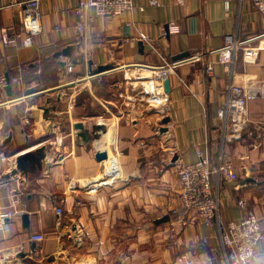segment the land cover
Returning <instances> with one entry per match:
<instances>
[{
  "label": "crops",
  "instance_id": "crops-1",
  "mask_svg": "<svg viewBox=\"0 0 264 264\" xmlns=\"http://www.w3.org/2000/svg\"><path fill=\"white\" fill-rule=\"evenodd\" d=\"M150 2L133 0L132 12L115 18L90 10L81 38L80 0H46L43 34L33 46L23 47L20 39L18 47H5L1 30L19 31L24 7L0 0V76L20 81L0 87V207L9 209L14 195L19 199V214L0 240V264H175L181 255L211 256L220 246L218 225L185 212L177 171L196 162L200 151L217 157V110L230 83L247 89L251 126L241 141L224 147L239 180L215 181L219 213L227 224L253 211L264 230V37L252 44L262 47L252 65L241 53L234 66L209 55L229 35L238 41L264 35V18L250 0ZM198 52L204 62L182 65L170 78L168 133L141 102L132 112L124 100L130 89L125 80L134 71L128 66H160L162 57L174 61ZM208 60L215 63L212 76L205 72ZM89 62L93 74L102 66L113 69L91 77ZM104 83L110 95H120L119 108L95 95ZM30 89L36 93L26 96ZM78 124L89 131L88 142L79 137ZM99 126L111 127L115 148L113 142L103 148L109 162L116 156L119 176L96 158L91 132L98 135ZM41 153L46 158L39 161ZM21 157L25 169L18 167ZM52 202L63 210L61 228ZM35 235L45 240L34 242ZM259 254L255 264H264V243Z\"/></svg>",
  "mask_w": 264,
  "mask_h": 264
},
{
  "label": "built area",
  "instance_id": "built-area-1",
  "mask_svg": "<svg viewBox=\"0 0 264 264\" xmlns=\"http://www.w3.org/2000/svg\"><path fill=\"white\" fill-rule=\"evenodd\" d=\"M13 4L24 7L23 19L20 30L14 32L10 29L1 30L2 42L5 47H18L17 40H22L23 47H32L34 39L43 34L41 20V5L46 0H11ZM176 4H182L184 0H173ZM257 12L264 18V0H250ZM152 6H157V0H151ZM133 0H80L75 9L80 21L76 24V31L79 36H85V29L88 20V12L94 11V15L104 18L120 17L125 13L132 12ZM174 27V23L169 28ZM168 29V28H167ZM252 38L246 41H238L235 36H227L225 45L220 50L209 52V55L218 56L219 62L223 65L234 66L236 57L241 53L245 65L257 63L262 47L252 44L259 38ZM154 51H157L152 47ZM160 66L134 64L127 68L133 69V75L126 78L125 84L130 87L129 94L124 100L133 111L137 112L136 103H142L147 112L155 113L161 123V128H165V133L169 131L168 124L163 125V121L168 119L171 112V102L169 94L165 90V81L170 80L176 70L185 64L204 62L205 55L196 53L190 54L180 60L168 61L164 57ZM205 72L212 76L215 71V63L206 61L204 63ZM91 75V74H90ZM94 75L91 77H100ZM19 78H9L0 76V87H5L11 83L19 84ZM140 83L134 85V83ZM147 83L146 85H144ZM226 101L217 110V118L220 121L218 131L220 132V150L215 159L210 151L204 150L198 153L197 161L194 163L181 165L177 175L180 186V200L186 213L201 220H215L219 229V248H214L211 256L206 259H199L181 255L175 264H255L258 260L259 247L264 243V230L261 221L253 211H246L244 217L238 222H228L224 224L221 220L219 209V191L215 189V181L222 180L226 183H235L239 180V175L230 157L225 153L224 147L227 144L241 141L248 134L251 122L248 111V92L241 85L230 83L226 86ZM107 128L106 130H108ZM159 129V128H158ZM114 146V142H113ZM115 148V146H114ZM95 154L101 153L96 147ZM116 159V158H115ZM16 161V160H15ZM118 167V169H117ZM119 172V173H118ZM121 173L117 159L116 168L110 171L113 176ZM17 196H13L10 207L4 210L0 207V240L5 239V233L9 229L10 221L18 214ZM245 202H240L244 207ZM58 220L57 227H63V210L61 206L52 202ZM34 242H43L44 235L31 237Z\"/></svg>",
  "mask_w": 264,
  "mask_h": 264
},
{
  "label": "water",
  "instance_id": "water-1",
  "mask_svg": "<svg viewBox=\"0 0 264 264\" xmlns=\"http://www.w3.org/2000/svg\"><path fill=\"white\" fill-rule=\"evenodd\" d=\"M141 46H142V44H140ZM189 54H186V55H183V56H179V57H177L175 60H180V59H182V58H185V57H187ZM113 68L112 67H110V66H102V67H100L99 69H98V75H104L105 73H107V72H109V71H111ZM89 70H90V74H91V76H94V75H96V74H93V72H92V62H89ZM7 89H9L10 90V87H7ZM165 90H166V92L168 93V94H170L171 93V81L170 80H166L165 81ZM36 92H35V90H33V89H30V90H28L27 91V95L26 96H30V95H32V94H35ZM169 122V120L168 119H166V120H164V124H167ZM75 128H76V130H78L79 131V137H81L82 139H84L85 141H89V139L88 138H90V137H88V134H89V131H86L87 133H85L84 132V130H85V127H84V125L83 124H78V125H76L75 126ZM104 128V127H103ZM96 129L97 130H100L101 128L100 127H96ZM105 129V128H104ZM94 130L95 129H93V131L91 132V134L96 138L97 137V135L96 134H94ZM44 150V149H43ZM39 161H42V160H44L45 158H46V155L44 154V153H41V154H39ZM96 158H97V160L98 161H105V160H107L108 159V155L106 154V153H97L96 154ZM24 159H25V157H21L19 160H18V167L19 168H24L23 166H24ZM25 169V168H24ZM24 219L25 220H27V216H24Z\"/></svg>",
  "mask_w": 264,
  "mask_h": 264
},
{
  "label": "rangeland",
  "instance_id": "rangeland-1",
  "mask_svg": "<svg viewBox=\"0 0 264 264\" xmlns=\"http://www.w3.org/2000/svg\"><path fill=\"white\" fill-rule=\"evenodd\" d=\"M101 78H105V77H101ZM96 80V79H95ZM84 84H87V86H90V84H88V82H85ZM94 86V85H93ZM96 86V85H95ZM123 87V89H121L120 91H123V92H125L126 91V87H125V85H122ZM90 88V87H89ZM95 90H94V93H95V95L97 96V97H100V99H107V100H112V101H115V103L117 104V107L119 108L120 107V105L122 104V99H120L121 97H120V95L118 94L117 95V92H116V95L115 96H113V93L110 95V89H108L106 86H105V83H104V86H99V87H95L94 88ZM113 91V90H112ZM117 91V90H116ZM119 91V90H118ZM119 93V92H118ZM83 95V98L85 99V97H86V99L85 100H87L88 99V97H87V94L86 93H83L82 94ZM109 116V115H108ZM110 117V116H109ZM105 119H106V117H105ZM100 127V126H99ZM99 138V134L97 135V137L96 138H94V140H93V147H95V141L97 140ZM91 141H92V139H91ZM177 258H179V257H177ZM177 258H176V260H177Z\"/></svg>",
  "mask_w": 264,
  "mask_h": 264
},
{
  "label": "bare ground",
  "instance_id": "bare-ground-1",
  "mask_svg": "<svg viewBox=\"0 0 264 264\" xmlns=\"http://www.w3.org/2000/svg\"><path fill=\"white\" fill-rule=\"evenodd\" d=\"M100 128L101 129L98 132V134L100 136H99V138L94 143L96 144L95 147L98 148L99 152L106 153V149H104L103 146L106 145V146L109 147L112 144L113 140H114V136L113 135H110V133H111L110 132L111 131L110 128L111 127L109 128L110 130L109 129L106 130L103 127H100ZM108 131H109V135H107ZM114 134H115V132H114ZM106 154L108 155V153H106ZM115 157L113 158V161L109 162L110 156L108 155V159H107V161H105V162H107V164H111V167L113 166L111 168L112 170L116 168V159H115ZM117 169H118V167H117Z\"/></svg>",
  "mask_w": 264,
  "mask_h": 264
}]
</instances>
